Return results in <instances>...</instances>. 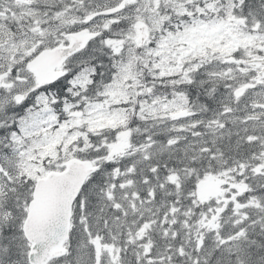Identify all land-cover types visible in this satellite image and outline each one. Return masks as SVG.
Wrapping results in <instances>:
<instances>
[{
    "label": "snow or ice",
    "instance_id": "snow-or-ice-1",
    "mask_svg": "<svg viewBox=\"0 0 264 264\" xmlns=\"http://www.w3.org/2000/svg\"><path fill=\"white\" fill-rule=\"evenodd\" d=\"M0 264H264V0H0Z\"/></svg>",
    "mask_w": 264,
    "mask_h": 264
}]
</instances>
